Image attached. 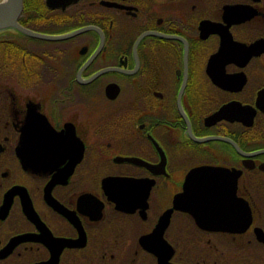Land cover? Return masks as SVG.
Masks as SVG:
<instances>
[{
    "label": "flooded vegetation",
    "instance_id": "obj_1",
    "mask_svg": "<svg viewBox=\"0 0 264 264\" xmlns=\"http://www.w3.org/2000/svg\"><path fill=\"white\" fill-rule=\"evenodd\" d=\"M17 20L0 264H264V0H22ZM201 167L198 223L174 198Z\"/></svg>",
    "mask_w": 264,
    "mask_h": 264
},
{
    "label": "water",
    "instance_id": "obj_2",
    "mask_svg": "<svg viewBox=\"0 0 264 264\" xmlns=\"http://www.w3.org/2000/svg\"><path fill=\"white\" fill-rule=\"evenodd\" d=\"M21 9L22 0H0V30L12 26L23 31L24 28L17 20L20 16ZM18 151L20 154V150ZM33 168L35 169V167ZM212 171L215 170L207 167L191 169L187 174L183 192L177 194L174 198V207L188 211L194 216L198 223H200L199 218L202 217L199 213L202 207L199 205L201 199H197L196 194L202 191L211 192V190H214L212 189L214 186L212 179L209 180L207 185V177H209L208 175L209 173L211 174ZM200 184H203L206 187H201L200 189ZM220 202H222V200H215V204Z\"/></svg>",
    "mask_w": 264,
    "mask_h": 264
}]
</instances>
